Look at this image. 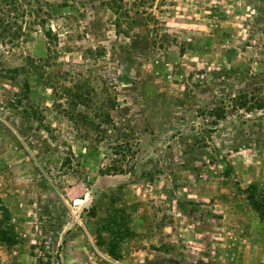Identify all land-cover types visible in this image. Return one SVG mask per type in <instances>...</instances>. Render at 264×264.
I'll return each mask as SVG.
<instances>
[{"label":"rangeland","instance_id":"obj_1","mask_svg":"<svg viewBox=\"0 0 264 264\" xmlns=\"http://www.w3.org/2000/svg\"><path fill=\"white\" fill-rule=\"evenodd\" d=\"M252 183L264 0H0L3 264H264Z\"/></svg>","mask_w":264,"mask_h":264},{"label":"trees","instance_id":"obj_2","mask_svg":"<svg viewBox=\"0 0 264 264\" xmlns=\"http://www.w3.org/2000/svg\"><path fill=\"white\" fill-rule=\"evenodd\" d=\"M50 35V33H47ZM258 183H252L249 187V199L252 206L264 217V196L257 195ZM19 240V234L13 220L12 213L0 196V247L4 244H15ZM0 264L3 262L0 259Z\"/></svg>","mask_w":264,"mask_h":264},{"label":"water","instance_id":"obj_3","mask_svg":"<svg viewBox=\"0 0 264 264\" xmlns=\"http://www.w3.org/2000/svg\"><path fill=\"white\" fill-rule=\"evenodd\" d=\"M91 204V200L87 199L80 205V210L84 211Z\"/></svg>","mask_w":264,"mask_h":264}]
</instances>
